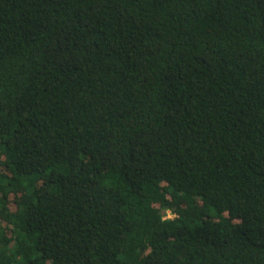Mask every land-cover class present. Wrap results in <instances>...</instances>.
I'll return each mask as SVG.
<instances>
[{"label":"trees","instance_id":"1","mask_svg":"<svg viewBox=\"0 0 264 264\" xmlns=\"http://www.w3.org/2000/svg\"><path fill=\"white\" fill-rule=\"evenodd\" d=\"M0 264H264V0H0Z\"/></svg>","mask_w":264,"mask_h":264},{"label":"rangeland","instance_id":"2","mask_svg":"<svg viewBox=\"0 0 264 264\" xmlns=\"http://www.w3.org/2000/svg\"><path fill=\"white\" fill-rule=\"evenodd\" d=\"M175 214H173L170 210L165 211L164 218H173Z\"/></svg>","mask_w":264,"mask_h":264}]
</instances>
